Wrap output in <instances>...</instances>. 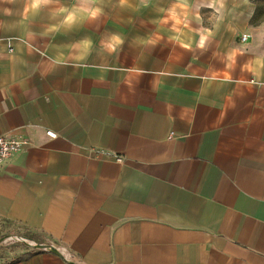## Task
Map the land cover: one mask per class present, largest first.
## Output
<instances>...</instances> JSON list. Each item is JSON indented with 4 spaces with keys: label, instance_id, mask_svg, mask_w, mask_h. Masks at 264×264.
<instances>
[{
    "label": "crops",
    "instance_id": "obj_1",
    "mask_svg": "<svg viewBox=\"0 0 264 264\" xmlns=\"http://www.w3.org/2000/svg\"><path fill=\"white\" fill-rule=\"evenodd\" d=\"M23 2L0 0V135L31 142L0 221L29 247L0 264H264V0H100L59 32Z\"/></svg>",
    "mask_w": 264,
    "mask_h": 264
},
{
    "label": "clouds",
    "instance_id": "obj_2",
    "mask_svg": "<svg viewBox=\"0 0 264 264\" xmlns=\"http://www.w3.org/2000/svg\"><path fill=\"white\" fill-rule=\"evenodd\" d=\"M4 3L15 5L16 0H3ZM121 7H127L129 0H119ZM141 4L147 3V0H140ZM188 0H177V4L169 10L170 17L175 19L178 15L177 9H182L187 6ZM243 3L247 4L248 0H243ZM227 4V0H212L210 7L216 8L217 11L224 9ZM58 5V6H57ZM100 0H75L70 6L62 4L60 0H24L22 9L16 10L19 14L18 24H26L34 20L45 8L56 6L53 8L52 19L56 20L49 26V32H59L62 29L71 30L79 25L83 20H94L103 13V8L99 6ZM219 6V7H217ZM4 15L12 16L14 14L13 8L5 7L3 9ZM211 34V32H209ZM262 40H264V34H262ZM123 43L119 36L113 37L112 42L108 45V48L115 51L119 44ZM82 44L88 48L91 47V41H82ZM204 46L203 43L200 45ZM79 58V57H77ZM230 60L234 59V54L229 56ZM248 71H250L256 79L252 83H257L260 78L264 77V53L256 56L248 65H246Z\"/></svg>",
    "mask_w": 264,
    "mask_h": 264
},
{
    "label": "rangeland",
    "instance_id": "obj_3",
    "mask_svg": "<svg viewBox=\"0 0 264 264\" xmlns=\"http://www.w3.org/2000/svg\"><path fill=\"white\" fill-rule=\"evenodd\" d=\"M25 228L9 223V221H0V255H5L14 249L28 248L27 240L23 234Z\"/></svg>",
    "mask_w": 264,
    "mask_h": 264
},
{
    "label": "built area",
    "instance_id": "obj_4",
    "mask_svg": "<svg viewBox=\"0 0 264 264\" xmlns=\"http://www.w3.org/2000/svg\"><path fill=\"white\" fill-rule=\"evenodd\" d=\"M249 33H244L242 39L246 41ZM48 134L56 137L57 134L49 131ZM30 140L21 136L0 135V166H3L16 152L30 145Z\"/></svg>",
    "mask_w": 264,
    "mask_h": 264
},
{
    "label": "trees",
    "instance_id": "obj_5",
    "mask_svg": "<svg viewBox=\"0 0 264 264\" xmlns=\"http://www.w3.org/2000/svg\"><path fill=\"white\" fill-rule=\"evenodd\" d=\"M28 235V234H27ZM29 236V235H28Z\"/></svg>",
    "mask_w": 264,
    "mask_h": 264
}]
</instances>
